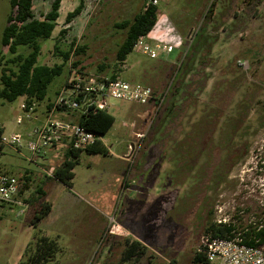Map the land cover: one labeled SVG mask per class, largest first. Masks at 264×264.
Masks as SVG:
<instances>
[{
    "label": "rangeland",
    "instance_id": "1",
    "mask_svg": "<svg viewBox=\"0 0 264 264\" xmlns=\"http://www.w3.org/2000/svg\"><path fill=\"white\" fill-rule=\"evenodd\" d=\"M10 1L0 0V48ZM80 1L64 0L58 28L42 41L39 64L63 61L54 52L57 40L62 50L74 45L64 72L49 84L47 96L35 101L36 111L21 108L25 96L0 98L5 141L42 123L75 61L73 67L87 74L115 73L150 85L164 99L159 106L111 98L108 112L115 123L103 137L108 154L82 152L71 187L47 180L53 209L37 224H32L34 192L46 180L44 169L53 173L65 148L58 158L32 163L24 146L18 151L6 141L0 147L1 169L18 177L27 169L33 172L30 188L20 195L25 206L0 204V264H40L31 258L44 236L56 244L44 264H201L195 254L206 235L210 206L215 218H236L238 208L250 207L254 212L245 210L243 222L252 214L264 222L257 208L264 207V0H160L164 28L158 31L174 50L151 58L134 48L124 62L116 53L127 30L116 23L132 19L147 0H83L82 13L67 24L62 19ZM51 2L35 0L36 16ZM79 47L83 51L77 54ZM19 49L27 51L26 46ZM36 114L38 119L32 117ZM197 127H203L200 145L206 152L199 158H174L178 144L192 142ZM230 140L234 146L224 152ZM131 151L135 156L125 158ZM224 157L244 159L231 168L228 181L207 188L213 164ZM193 161L197 165L190 170L186 164ZM127 238L148 248L138 260L123 261Z\"/></svg>",
    "mask_w": 264,
    "mask_h": 264
},
{
    "label": "trees",
    "instance_id": "2",
    "mask_svg": "<svg viewBox=\"0 0 264 264\" xmlns=\"http://www.w3.org/2000/svg\"><path fill=\"white\" fill-rule=\"evenodd\" d=\"M35 0H11V9L7 16V24L3 31L2 47L0 48V98L7 101H14L20 96H25L27 104H31L36 100H42L47 96L49 84L53 81L54 77L60 75L66 69V63L71 58L73 51L62 50L59 46V40L54 44V52L59 53L63 59L61 63L48 65L39 64L38 57L41 53L42 41L52 37L53 31L57 25V19L60 15V7L62 0H52L49 11L40 14L39 18L36 16L33 6ZM160 1V0H158ZM83 0L72 11L68 12L65 22L71 23L77 16L82 13ZM159 6L153 4L152 0H147L141 11L137 12L132 19H126L116 23V27L120 29H126V37L119 45L116 53V59L120 62H124L137 43L139 37L148 35L156 26L158 22ZM67 32L64 28L60 30V35L63 36ZM20 46H26L27 51L21 52ZM7 48V51L4 48ZM83 51L82 47L76 48L77 54ZM79 62H73V66H77ZM185 65V64H184ZM183 68V64L180 65ZM104 70L103 67L100 68ZM81 72H83L81 70ZM84 73V72H83ZM110 78L118 77L117 74L112 73ZM164 94L162 93L161 96ZM49 105V104H48ZM79 123L87 129L99 132L106 135L110 128L115 123V116L110 114L107 110L97 109L87 115L79 117ZM203 127H197L195 129V137L192 142L183 140L178 144V151L174 152V158H199L202 153L206 152L204 147L200 145L201 133ZM2 131L0 133V137ZM234 141H228L224 147V152H230L234 146ZM2 147V146H0ZM87 153H103L107 155L109 150L105 144L98 141L96 144L90 145L84 150H72L66 148L64 156L59 164L53 170L54 177H46V180H42L37 185L35 190L37 205L32 217V224H37L46 218L52 211V203L47 200V192L45 189V183L49 179L58 180L65 185L71 187L72 179L75 175L74 168L79 162V157L82 152ZM229 154V153H228ZM227 155V154H226ZM241 159L244 158H221L218 162L213 164L211 168L212 176L209 178V188L212 184L215 187H219L225 181L229 179V172L231 168ZM186 161V160H185ZM192 162V161H191ZM187 163L190 170L194 168L197 163ZM193 164V167H192ZM0 172L10 173L8 170L1 169ZM184 169L183 167L180 169ZM191 172V171H190ZM33 172L25 170L24 174L19 178L21 182V194L30 188V182L32 177L30 175ZM257 208L264 212V207L257 204ZM243 210L247 213H253V209L247 207V209L238 208L236 213V221L231 223L218 224L215 222L213 206L209 207L208 219L204 227V232L207 235L214 237H227L231 235L232 230L239 232L244 237V243L247 245H257L264 242V228H259L258 225L248 224L243 222V215L239 212ZM243 212V214H244ZM1 219V217H0ZM259 238V242L255 239ZM55 241L50 240L44 236L37 242V249L34 256L31 258L36 263L44 264L48 258L52 257L53 252L56 250ZM147 247L144 246L139 240L126 239V246L123 254V261L138 260L147 251ZM195 260L201 264H209L205 255L201 252H196Z\"/></svg>",
    "mask_w": 264,
    "mask_h": 264
},
{
    "label": "built area",
    "instance_id": "3",
    "mask_svg": "<svg viewBox=\"0 0 264 264\" xmlns=\"http://www.w3.org/2000/svg\"><path fill=\"white\" fill-rule=\"evenodd\" d=\"M158 2V0H152L153 4ZM156 30V28L153 29V32ZM163 36L164 34L156 35L155 33L141 36L135 48L151 58H158L161 53L169 54L175 46L171 40L164 42ZM181 45L182 41L178 39L177 46L181 47ZM164 95L160 96L150 85L138 81H129L119 76L112 79L105 75L87 74L70 65L65 82L59 87L55 99L45 108V118L42 123L25 133L15 132L6 141L18 151H21V147L24 146L29 152L25 158L32 163H38L39 158L42 157L43 159L58 158L62 147L65 150L66 148L84 150L98 141L105 144L103 140L105 135L82 126L79 123V117L97 109L108 111L111 98L140 105L154 103L160 106ZM21 108L34 113L37 104L35 102L27 104L25 101L21 104ZM32 117L38 119V115ZM17 121L22 122L23 117L19 116ZM6 141L1 135L0 146ZM134 156L135 153L131 152V155L125 158ZM44 171L46 177H54L50 170L44 169ZM21 186L16 175L0 172V204L25 206V201L20 198ZM217 208L219 213H222V206ZM243 212L241 210L239 214L243 215ZM235 221L236 218L223 217L221 214L215 218L218 224ZM247 222L264 228L263 220L256 219L255 214H252ZM259 240V238L255 239L256 242ZM198 252L205 255L209 264H264V242L247 245L244 243L243 235L235 230H232L231 235L227 237L206 234L203 236Z\"/></svg>",
    "mask_w": 264,
    "mask_h": 264
},
{
    "label": "crops",
    "instance_id": "4",
    "mask_svg": "<svg viewBox=\"0 0 264 264\" xmlns=\"http://www.w3.org/2000/svg\"><path fill=\"white\" fill-rule=\"evenodd\" d=\"M63 4H64V0H62V2H61V7H60V15H59V17H58V19H57V25H56V27H55V29H54V31H53V34H52V36L54 35V33H55V30L58 28V23H59V18H60V16H61V11H62V9H63ZM158 4H159V2H158ZM75 6V5H74ZM73 6V7H74ZM33 9H34V6H33ZM69 9H71V4L69 5V6H67L66 7V11H69ZM47 11H49V9H47V10H44L43 12L44 13H46ZM70 12V11H69ZM68 14V13H67ZM67 16V15H66ZM162 16H164V13H161L160 11H159V14H158V22H157V24H156V26L154 27V29L156 28L157 30L155 31V32H153V30L150 32V35H153L154 33L156 34V35H159V34H161V32L160 31H158V29H160V28H164V23L162 22ZM39 18H41V17H39ZM66 18V17H65ZM65 18H63L62 20H65ZM193 27H190V30L188 31V33L191 31V29H192ZM35 116H37V114L35 115ZM46 159V158H45ZM52 179V178H51ZM50 181H52V180H50ZM58 181V180H57ZM52 209H53V207H52Z\"/></svg>",
    "mask_w": 264,
    "mask_h": 264
},
{
    "label": "water",
    "instance_id": "5",
    "mask_svg": "<svg viewBox=\"0 0 264 264\" xmlns=\"http://www.w3.org/2000/svg\"><path fill=\"white\" fill-rule=\"evenodd\" d=\"M136 140H133L131 143H130V146H131V150L135 144ZM132 152V151H131ZM131 152L129 154H127L126 156L129 157L131 155Z\"/></svg>",
    "mask_w": 264,
    "mask_h": 264
}]
</instances>
